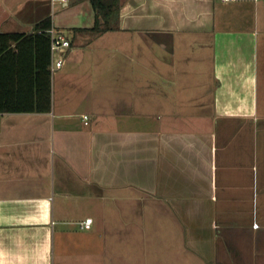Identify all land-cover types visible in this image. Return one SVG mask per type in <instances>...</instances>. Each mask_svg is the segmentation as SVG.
Returning a JSON list of instances; mask_svg holds the SVG:
<instances>
[{"label":"crops","instance_id":"0c3cea01","mask_svg":"<svg viewBox=\"0 0 264 264\" xmlns=\"http://www.w3.org/2000/svg\"><path fill=\"white\" fill-rule=\"evenodd\" d=\"M117 12L0 0L71 43L49 112L0 113V264H264V0Z\"/></svg>","mask_w":264,"mask_h":264},{"label":"trees","instance_id":"16d2710c","mask_svg":"<svg viewBox=\"0 0 264 264\" xmlns=\"http://www.w3.org/2000/svg\"><path fill=\"white\" fill-rule=\"evenodd\" d=\"M105 18L117 15V0H91ZM116 3V5H115ZM50 19L34 33H0V113H46L52 103Z\"/></svg>","mask_w":264,"mask_h":264},{"label":"built area","instance_id":"2783aa9c","mask_svg":"<svg viewBox=\"0 0 264 264\" xmlns=\"http://www.w3.org/2000/svg\"><path fill=\"white\" fill-rule=\"evenodd\" d=\"M228 1V0H225ZM51 35V64L50 70L53 74L56 70L63 66V59H57L56 56L63 54L66 50L70 49L71 43L66 35L62 32L51 29L48 31ZM85 124H88L89 117L84 116ZM93 225V219L89 218L82 222L81 227L85 230H90Z\"/></svg>","mask_w":264,"mask_h":264}]
</instances>
